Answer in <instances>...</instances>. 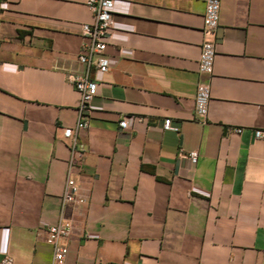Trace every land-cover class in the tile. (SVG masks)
<instances>
[{
    "label": "crops",
    "instance_id": "obj_1",
    "mask_svg": "<svg viewBox=\"0 0 264 264\" xmlns=\"http://www.w3.org/2000/svg\"><path fill=\"white\" fill-rule=\"evenodd\" d=\"M89 1L0 0V260L51 264L63 130L79 118L66 75L82 68ZM203 14V0H113L109 68L91 69L97 93L76 132L86 201L65 207L64 264H264V0H221L199 122Z\"/></svg>",
    "mask_w": 264,
    "mask_h": 264
},
{
    "label": "built area",
    "instance_id": "obj_2",
    "mask_svg": "<svg viewBox=\"0 0 264 264\" xmlns=\"http://www.w3.org/2000/svg\"><path fill=\"white\" fill-rule=\"evenodd\" d=\"M204 14L202 34L203 40L200 45V55L198 61L199 80L196 85L194 95V115L199 122H205L208 105L210 101V80L213 74L214 59L216 56L217 29L219 26V12L221 0H203ZM90 8L93 13V22L84 23L81 26V33L87 39L82 50L77 56V62L81 65L80 70L67 73L68 81L80 94L77 107L79 114L78 121L74 129L65 128L63 136L68 140L69 160L65 179L64 189L61 197L60 215L56 224L46 229L45 241L52 248L51 264H64L68 253V246L64 243L72 230V221L64 215L65 207L68 204H81L86 201L84 196L79 194V186L72 171L83 158L85 150L78 143L76 132L85 128L88 124L85 114L89 110V104L97 93V83L90 77V71L95 68L99 72H106L109 68V60L105 54L107 38L113 27L112 8L113 0H90ZM121 128L126 127V118L119 122ZM164 130L178 131V127L173 125L169 118L163 120ZM235 132H240L236 128ZM254 137L264 139V130H254ZM192 163L196 162V152L188 154ZM0 264H13V259L9 255H4Z\"/></svg>",
    "mask_w": 264,
    "mask_h": 264
}]
</instances>
